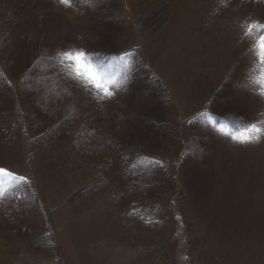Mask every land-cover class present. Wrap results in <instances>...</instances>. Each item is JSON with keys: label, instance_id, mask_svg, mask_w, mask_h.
<instances>
[{"label": "rangeland", "instance_id": "374dc122", "mask_svg": "<svg viewBox=\"0 0 264 264\" xmlns=\"http://www.w3.org/2000/svg\"><path fill=\"white\" fill-rule=\"evenodd\" d=\"M21 1L26 10L35 1L41 2L53 27L48 38L55 69L69 78L86 101L106 113L113 105L114 90L106 83L112 93L107 96L86 74L79 75L85 69L78 72L76 61L69 59L82 51L70 35L64 36V28L78 21V10L61 0ZM122 1L130 24L128 44L139 48L174 103L170 135L177 148L172 146L170 153L179 166L175 183L182 197L181 211L172 204L170 212L164 213L162 205H156L157 209L143 202L133 209L135 216L127 223L129 218L115 189L105 190L94 207L95 214L94 208L82 213L64 207L85 177L68 166L64 145L69 138L62 129H58L57 139L41 133L42 129H28L23 116L11 109V100L0 92V119H6L0 121V167L26 178L25 184L40 202L39 212L44 214L31 219L20 213L19 204L12 203L16 211L9 218L12 224L0 218V264H264V88L259 82L264 77L259 47L264 32L257 30L263 10L235 0H167V18L159 38L138 35L133 27L135 0ZM82 64L101 84L108 81L85 58ZM231 65L243 86L241 98L230 105L242 116L238 133L252 124L262 131L256 134L257 140L240 143L228 132L202 127L210 145L208 154L200 167H181L184 148L178 141L194 116L191 102L196 104L195 93L202 96L199 108L205 106L211 98L210 93L206 98V92L218 88ZM3 107L10 110L4 114L7 108ZM50 116L44 119L49 121ZM109 210L111 219L105 217ZM47 217L46 228L40 227ZM195 217L212 221L208 225L211 231L193 225L189 230L186 224ZM21 228L29 231L28 237L42 233L49 238L53 251L31 248ZM128 237L134 243H125Z\"/></svg>", "mask_w": 264, "mask_h": 264}, {"label": "trees", "instance_id": "16d2710c", "mask_svg": "<svg viewBox=\"0 0 264 264\" xmlns=\"http://www.w3.org/2000/svg\"><path fill=\"white\" fill-rule=\"evenodd\" d=\"M235 1L246 6L256 5L263 10L264 18V0ZM68 3L80 16L75 24L64 28V36L70 35L85 53L90 66L107 78L106 82L114 90L112 107L106 113L101 112L80 95L67 76L55 69L48 38L53 27L47 11L38 1L28 10L21 0H5L0 4L2 97L11 100V109L15 108L23 116L28 129L34 132L42 129L41 133L56 139L62 129L69 138L64 145L68 166L85 177L78 190L66 199L64 207L84 213L97 208L106 189H115L120 194L119 204L129 218L127 223L135 216L133 209L143 202L155 207L162 205L164 213L170 212L168 208L172 204L181 211L182 197L175 183L179 166L170 153L172 146L177 148L170 135L174 127L170 123L174 103L139 48L128 44L130 24L123 1L68 0ZM135 5L132 10L136 33L160 38L158 31L166 21L168 1L135 0ZM263 18L258 33L264 32ZM234 69L231 65L218 88L206 92V98L209 93L211 98L205 101V106L199 108L202 96L195 93L196 104L191 102L194 116L188 120L184 136L178 141L184 148L180 154L181 167H200L208 154L210 145L200 131L202 127L213 132L224 129L222 132L230 134L241 130L242 116L230 108L243 94L241 80L236 79ZM38 113L43 118L41 121ZM48 115L52 119L46 121L44 118ZM5 120L3 116L0 119ZM0 189L4 192L0 196V218L8 224L12 213L16 212L12 203L19 204L20 213L31 219L44 216L39 212L38 198L18 177L0 176ZM113 211L115 214V209ZM105 217H113L111 210ZM46 219L45 223L40 222V227L46 228L49 218ZM211 222L208 218L203 221L195 217L186 225L189 230L193 225L211 231L208 228ZM45 228L43 232L47 235ZM21 229L31 248L53 251L50 239L42 233L33 238L28 237V230ZM15 230L20 231V228ZM124 242L131 244L134 239L128 237Z\"/></svg>", "mask_w": 264, "mask_h": 264}, {"label": "snow or ice", "instance_id": "6c2138e0", "mask_svg": "<svg viewBox=\"0 0 264 264\" xmlns=\"http://www.w3.org/2000/svg\"><path fill=\"white\" fill-rule=\"evenodd\" d=\"M67 2L68 0H61V3H67ZM259 47L261 49V52H260L261 59L264 60V35L259 37ZM65 55H67V53H65ZM84 56H85V53L81 51V52H77L75 56H69V59H73L76 61L78 72L81 67L85 69L84 72H79V75L84 76L86 74L87 78H89L91 82L95 83L97 88H103L105 94L107 96H111L112 93L109 92L107 87L105 86L106 83L108 82H105V84H101L98 78L95 76V74L91 72L90 68L82 64V58H84ZM259 82L262 85V88H264V77H262ZM221 131H224V129H221ZM261 131L262 130L258 128L256 124H252L249 127L243 129L241 132L232 134L231 138L233 141H237L240 143H249V142H253L257 140L258 136L256 134L260 133ZM0 176H8V177H12L13 179H17L15 173L11 172L10 170L6 168H2V167H0ZM18 180L25 181L26 178L24 176H20L18 177ZM3 195H4V192L2 189H0V196H3Z\"/></svg>", "mask_w": 264, "mask_h": 264}]
</instances>
